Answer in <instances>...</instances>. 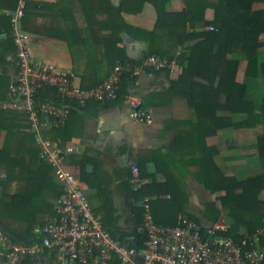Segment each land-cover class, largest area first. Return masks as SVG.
<instances>
[{
    "label": "trees",
    "instance_id": "trees-1",
    "mask_svg": "<svg viewBox=\"0 0 264 264\" xmlns=\"http://www.w3.org/2000/svg\"><path fill=\"white\" fill-rule=\"evenodd\" d=\"M167 2L169 0H120L115 5L111 0H0V3H13L11 8L14 11L20 3L24 4L22 31L59 39L67 44L72 74L80 77L82 91L101 86L118 63L123 66L135 63L119 46L123 34L147 42L149 50L146 56L156 55L168 64L175 61L181 70L177 79L170 81L167 91L180 89L197 117L194 124L188 123L190 130L178 137L195 156L192 162L197 170L192 175L198 184L211 193L223 192L218 200L223 208L228 209L227 223L241 225L246 231L234 236L235 239L251 238L259 233V243L264 247V201L259 199V194L264 190V173L244 180L226 176L212 162L215 151L205 146L207 137L232 126L228 118L216 116L217 111H253V103L244 98L245 86L235 80L238 63L231 56L240 54L246 62V73L256 66L259 49L264 46L260 40L264 34V8L255 10L253 5L263 0H217L212 3L207 0H185L186 7L180 12H168L165 8ZM146 7L153 13L151 28L127 20L128 16L142 14ZM207 11H211V16H207ZM0 25L7 34L3 45L4 56L12 55V59L6 62L17 75L10 18L0 17ZM210 26L214 30L204 29ZM199 27L200 30L189 33V30ZM188 42L193 44L176 56L178 47ZM260 68L264 73V63ZM160 71L168 73L167 67ZM196 78L207 83L196 81ZM135 80L136 77L124 72L120 77L116 99L104 103L94 99L84 100L83 104L76 99H65L63 102L58 98L56 88L43 86L34 98L37 106L47 101H57L63 102L69 109L64 127L45 130L44 138L58 141L64 148L74 136V127L81 118L85 115L96 116L101 110L121 105L134 87ZM215 80L216 87L213 86ZM15 83L16 80L13 82L0 75V171L4 173L0 178V232L4 229L10 231L4 224L6 221H16L17 231H10L14 234L10 238L12 243L21 241L30 244L41 239V234L36 233L35 229L41 230L53 220V201L64 194V189L53 182L51 167L38 157L40 149L31 131L28 115L5 106L16 99L11 92ZM262 111L264 113V97ZM259 157L264 169V146L259 147ZM89 163H95L90 151L65 156V165L79 167L80 181L90 188H96L103 199L102 205L93 212L111 236L117 238V230L112 226L116 219L115 210L110 206V201L106 202V196L111 192L102 184L95 185L90 181L95 177V169L89 172L86 169ZM169 166L163 169L156 167L154 172V175L163 173L164 182H157L152 175L150 183L137 189L132 188L131 170L117 169L123 177L120 188L134 201L131 209L135 241L130 246L141 249L146 241L142 231L145 209L139 205L144 198H150L146 204L155 225L173 227L181 215L198 222L193 215L186 213L188 194L185 186L176 181V173L181 170V165L176 164L174 169ZM206 210L210 220L216 222L220 213L215 210V204L207 205ZM119 240L122 241V237ZM59 251L53 250L51 256L56 259ZM31 259L25 257L22 262L32 264ZM109 264L120 263L113 260Z\"/></svg>",
    "mask_w": 264,
    "mask_h": 264
},
{
    "label": "crops",
    "instance_id": "crops-1",
    "mask_svg": "<svg viewBox=\"0 0 264 264\" xmlns=\"http://www.w3.org/2000/svg\"><path fill=\"white\" fill-rule=\"evenodd\" d=\"M119 1H114V4L117 5ZM11 6L13 3H0V17L11 18L15 12ZM165 8L168 12H180L185 9V3L183 0H170ZM261 8H264V0L253 5L255 10ZM127 20L135 25L151 28L153 13L150 8L146 7L142 14L128 16ZM197 30H200V27L196 30H189V33ZM27 34L35 66H52L60 73L73 75L71 56L64 41L37 34ZM6 36L5 29L0 25V75L14 82L17 75L13 67L6 62L12 59V55L4 56L3 45ZM260 40L264 42V34L260 36ZM192 44L193 42H188L179 46L176 56ZM119 46L123 47L128 57L135 62L130 65L136 77L134 87L129 90V94L121 105L101 110L96 116L85 115L81 118L74 127V136L64 146L66 155H82L86 151L91 152V158L96 167L93 163H89L86 169L89 172L95 169V177L90 179L93 184H102L107 187V191L111 192L109 196H106V202L110 201V206L115 210L116 219L112 226L117 230V239L122 237V241H119L127 245H133L135 241L131 209L134 201L125 190L120 188L123 177L117 169L129 168L133 178L132 188L137 189L153 180L152 175L156 167L163 169L166 165H170L169 167L174 169L176 164L181 165V170L176 173V181L185 186L188 194L186 213L195 215L198 222L204 225L222 220L231 235L245 234L243 226L227 223L228 209L223 208L218 200L223 192L211 193L198 184L192 175L197 170V166L192 162L195 156L192 155L189 146L180 142L178 137L190 130L188 123L194 124L197 117L193 108L188 106L180 89L167 91L170 81L177 79L181 68L176 65L175 61L168 64V73L146 67L145 60L149 57L146 56L149 50L148 43L134 40L126 34L122 35V43ZM231 57L238 63L235 80L245 86L244 98L253 103V111L252 113L217 111L216 116L228 118L232 126L219 130L214 136L207 137L205 146L215 151L212 162L224 175L244 180L261 176L264 173L259 157V147L264 146V113L262 111L264 73L260 68V65L264 63V46L259 49L257 64L249 73H246V62L240 55L233 54ZM73 81L75 85H80V77L73 75ZM196 81L207 83L198 78ZM216 85L217 80L213 86L216 87ZM133 98L141 100L143 108L152 115L151 124H142L132 118L129 101ZM8 105L10 104L5 106ZM66 167L71 169L80 180L79 167L69 165ZM133 168L137 169L136 174L132 171ZM154 177L157 182L165 181V176L161 172L156 173ZM80 182L93 210L99 208L103 199L99 197L96 188H90L86 183ZM199 186L202 188L198 190ZM149 199L144 198L139 204L145 209L144 218L147 215L146 201ZM259 199L264 201V190L259 194ZM211 203L215 204V210L220 213L216 222L210 220L206 210L207 205ZM4 224L14 232L17 231L16 221L8 220ZM35 232L40 233V229L36 228ZM9 235L14 236L12 232L5 229L0 232V247H7L12 243ZM258 235L259 233L251 238L256 239L258 250L264 261V247L260 245ZM31 263L66 264L60 261L59 252L56 259L47 255L39 257L38 261L32 258ZM18 264L26 263L21 260Z\"/></svg>",
    "mask_w": 264,
    "mask_h": 264
},
{
    "label": "built area",
    "instance_id": "built-area-1",
    "mask_svg": "<svg viewBox=\"0 0 264 264\" xmlns=\"http://www.w3.org/2000/svg\"><path fill=\"white\" fill-rule=\"evenodd\" d=\"M23 7L20 3L10 18L18 74L11 87L16 99L8 107L28 115L40 149L38 157L51 167L53 182L64 189V194L53 201L55 216L40 230V241L30 244L19 241L0 247V264H18L25 257L34 259L51 255L55 249H60V261L66 264H109L113 260L120 264H262L256 239H235L222 220L204 225L181 215L173 227L158 226L152 223L148 206H145L147 215L142 227L146 236L143 248L127 245L111 236L94 214L78 176L66 167L64 148L58 141L45 139L44 131L64 127L69 111L63 103L65 99H76L81 104L87 99L101 103L112 101L118 95L121 75L129 72L135 76L134 71L129 64L118 63L101 86L86 92L74 84L73 75L60 73L52 66H35L29 36L21 29ZM208 30L214 28L210 26ZM145 66L162 70L168 63L151 55L145 60ZM43 86L56 88L63 104L47 101L37 106L34 98ZM129 107L134 120L152 123L153 117L143 108L141 100L131 99ZM132 171L136 174L137 169Z\"/></svg>",
    "mask_w": 264,
    "mask_h": 264
},
{
    "label": "rangeland",
    "instance_id": "rangeland-1",
    "mask_svg": "<svg viewBox=\"0 0 264 264\" xmlns=\"http://www.w3.org/2000/svg\"><path fill=\"white\" fill-rule=\"evenodd\" d=\"M111 1H112V3L114 4V3H115L114 1H116V0H111ZM169 1H170V0H169ZM207 1H209V2L212 3V2H216L217 0H207ZM118 3H119V2H118ZM183 3H185V0H183ZM185 7H186V3H185ZM207 14H211V11H207ZM208 28H209V27L204 28V29H208ZM236 55H240V54H236ZM3 175H4V173H3L2 171H0V178H2ZM200 188H202V187L199 186V188H197V189L199 190ZM196 193H197V191H196ZM196 193H195V194H196ZM194 217H195L196 219H198L195 215H194ZM8 229H10V231L13 232V230H12L11 228L8 227ZM9 238H13V237L9 235Z\"/></svg>",
    "mask_w": 264,
    "mask_h": 264
},
{
    "label": "water",
    "instance_id": "water-1",
    "mask_svg": "<svg viewBox=\"0 0 264 264\" xmlns=\"http://www.w3.org/2000/svg\"><path fill=\"white\" fill-rule=\"evenodd\" d=\"M34 260L38 261V258H34ZM139 262H141V259H139Z\"/></svg>",
    "mask_w": 264,
    "mask_h": 264
}]
</instances>
